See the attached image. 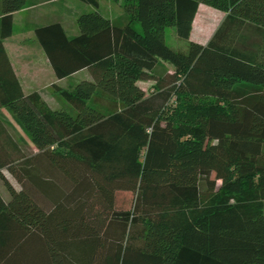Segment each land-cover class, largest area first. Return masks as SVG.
Returning <instances> with one entry per match:
<instances>
[{"label":"trees","instance_id":"trees-1","mask_svg":"<svg viewBox=\"0 0 264 264\" xmlns=\"http://www.w3.org/2000/svg\"><path fill=\"white\" fill-rule=\"evenodd\" d=\"M80 1L95 11L78 36L35 31L58 80L91 75L53 85L71 114L24 93L3 40L28 0H0V109L35 147L0 118V264H264V0H126L125 24ZM202 4L227 19L172 49L166 30L189 40Z\"/></svg>","mask_w":264,"mask_h":264},{"label":"crops","instance_id":"crops-1","mask_svg":"<svg viewBox=\"0 0 264 264\" xmlns=\"http://www.w3.org/2000/svg\"><path fill=\"white\" fill-rule=\"evenodd\" d=\"M66 1L28 0V7L13 14V34L3 40L4 48L24 93L28 95L38 92L54 110L57 108H53L50 101L59 93H56L55 90L52 91L53 85L67 90L68 88L64 84L74 80V86L69 85L72 87L69 89H74L83 80L91 79L90 73L87 70H82L68 78L58 80L36 37L37 28L55 22L62 24L69 37H76L80 34L77 21L81 15L75 14V18L70 22H66L65 18L60 17L61 8L65 9Z\"/></svg>","mask_w":264,"mask_h":264},{"label":"rangeland","instance_id":"rangeland-1","mask_svg":"<svg viewBox=\"0 0 264 264\" xmlns=\"http://www.w3.org/2000/svg\"><path fill=\"white\" fill-rule=\"evenodd\" d=\"M99 2L100 7L98 11L103 16L117 24H125L127 22L128 18L125 10L126 0H99ZM65 3V9L61 8L60 17H63V19L65 18L64 20L66 22L73 21V18H75V14L79 16L95 11L93 6L86 4L80 0H67ZM227 16L228 14L225 12L219 11L207 5H200L198 13L193 23V33L190 39L182 40L178 37L174 28H168L166 30V42L168 46L179 52H187L191 42H199L206 45L213 38L214 34L218 31V29L223 25V23L227 19ZM163 65L171 72L174 71V68L170 64L163 63ZM69 85L74 86V80H70L69 82H66L64 84V86L68 88L67 91L74 90L69 89L72 88L69 87ZM153 85V82H139V86L144 89L147 93H150L152 91ZM52 91H54V89H52ZM50 102L53 108H57L58 110L63 109L70 112L71 114H75L74 109L60 94L54 97V99ZM91 104L106 110L114 108L113 105L109 103L106 98L100 95L95 97L91 101ZM0 118L5 123L12 126L17 137L20 138V140H22L26 145H28L32 149H35L31 139L26 135V133L18 125L14 117L9 113L7 109H0ZM3 174L15 189H20V184L7 170H4ZM0 194L2 195L5 201H10L11 195L1 178ZM135 197V194L132 192H118L116 194V209L122 211L130 210L133 206Z\"/></svg>","mask_w":264,"mask_h":264}]
</instances>
